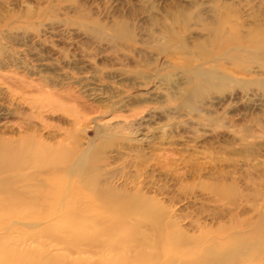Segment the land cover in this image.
I'll list each match as a JSON object with an SVG mask.
<instances>
[{
    "label": "rangeland",
    "instance_id": "obj_1",
    "mask_svg": "<svg viewBox=\"0 0 264 264\" xmlns=\"http://www.w3.org/2000/svg\"><path fill=\"white\" fill-rule=\"evenodd\" d=\"M222 22L225 34L264 36V0H0V145L71 152L39 171L57 179L46 217L0 218V244L39 249L79 173L95 172L128 205L138 200L128 221L144 224L139 233L156 235L149 214L187 237L179 254L131 245L126 255L184 264L186 250L230 240L231 264H264V52L224 40ZM44 244L42 258L100 259L85 238Z\"/></svg>",
    "mask_w": 264,
    "mask_h": 264
},
{
    "label": "bare ground",
    "instance_id": "obj_2",
    "mask_svg": "<svg viewBox=\"0 0 264 264\" xmlns=\"http://www.w3.org/2000/svg\"><path fill=\"white\" fill-rule=\"evenodd\" d=\"M223 24L224 22L221 23L222 26L217 25L214 31L224 40L233 39L238 41L246 38L251 42L260 43V48L262 49L261 51L264 52V36L257 37V35L254 34V31L249 30L244 34H239L235 31H233L232 34H225ZM257 29L263 30L259 26ZM120 32L125 33L126 28L124 26H120ZM197 47H199V45ZM201 50L205 53L207 52L204 48H201ZM24 150L23 148L22 150H13L12 148L0 145V218L10 216L21 218H45L47 213L46 210L52 205V203L49 202V199L54 196L50 185L57 179L55 178L51 181L49 178L46 179V177L40 178L39 171L42 167H55L57 164L64 162L67 163L71 155L70 151L64 150L63 152H59L57 154H51L49 152V148L46 147L41 149L38 153H32V155ZM29 167L34 168L35 172H25V169ZM79 175L80 177L78 182L72 183L73 185L69 194L64 195V201L61 202L59 207V212L61 214L58 216V223L46 226L39 231L40 233H38L40 234L38 235L40 239L35 238L37 246L39 245L41 249L45 245L44 240H49L54 242V244H63L68 247L73 245L77 239L85 238L88 239L94 247H98V250H93V254L95 255L91 254L93 246L91 247L90 252L88 251L92 255L91 257L99 254V261H95L98 264H154L157 260L151 250H141L135 252L133 256L126 255V252L130 250L129 248L131 245L138 247H142L140 245H143L152 250L155 249V247L157 248L163 246L165 248L166 246H170L171 249L176 251L178 254L182 251L181 247L187 242V237L182 236L178 231H171L170 233L166 232L165 225L161 223L160 218L157 216H149L148 213V215H146L149 218L147 220H149L151 226L155 229L156 235H154L153 238L150 235L144 234L143 231L142 233L138 232L139 230H142L140 228L144 224L140 226L138 230L136 228L138 226L129 223V212L132 211V205L136 207L138 200L137 202H130L131 204L128 205L127 200L119 194V191L112 188L113 186L110 185L107 179L101 180L99 177H96L95 172L90 175L81 176L83 173H79ZM216 193H219L218 195H220V192ZM210 199L213 201V199L215 200L216 198L214 197L212 199L211 197ZM140 205H142V208L145 207L143 203H140ZM93 210H99L102 215L93 216L92 214L93 217H86L82 214V212ZM104 223L107 225L104 226ZM147 225L148 223L146 226ZM171 227L169 229H171ZM142 228L144 229V226ZM148 228L150 230V226H147V228L145 227V230ZM150 231H152V228ZM41 234L44 235L45 239L41 238L43 237ZM34 235H31V238L35 237ZM32 241H34V239ZM192 242L196 243L197 240H191L189 243L193 244ZM89 246L90 244H85L86 248H90ZM40 248L36 249V251L32 248L31 251H27V249L26 251H20L12 248L7 249L5 245L0 244V260L16 264H65V259L61 255H51L53 257L50 256V259L47 257L48 260L46 262L43 261V250H40ZM117 248L118 250H121V253L118 254ZM212 248L213 250L198 249L195 251L197 255H195L191 250H186L183 253L189 258L184 261V264H231V260L235 256V252L231 250L230 240H227V243L225 244H214ZM114 250L117 251L118 255L113 253ZM95 251H97L98 254H96L97 252ZM260 251L261 249L258 247L256 253H260ZM68 252L70 251L68 250ZM86 252L87 251H85V253ZM210 252L215 254L214 258H209ZM238 254L240 255L239 257L242 256L245 258L247 256L245 253ZM47 258H44V260ZM74 261L81 264L80 259Z\"/></svg>",
    "mask_w": 264,
    "mask_h": 264
}]
</instances>
